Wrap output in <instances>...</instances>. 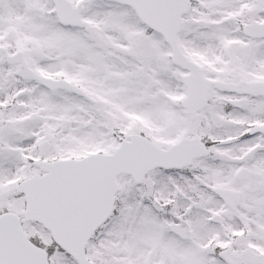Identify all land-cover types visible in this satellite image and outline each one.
I'll use <instances>...</instances> for the list:
<instances>
[{"label":"snow or ice","instance_id":"obj_1","mask_svg":"<svg viewBox=\"0 0 264 264\" xmlns=\"http://www.w3.org/2000/svg\"><path fill=\"white\" fill-rule=\"evenodd\" d=\"M0 264H264V0H0Z\"/></svg>","mask_w":264,"mask_h":264}]
</instances>
